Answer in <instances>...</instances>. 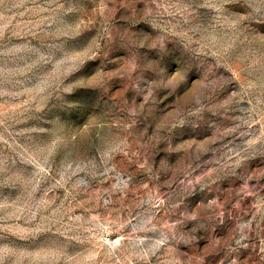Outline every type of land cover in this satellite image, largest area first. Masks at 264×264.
Here are the masks:
<instances>
[{
  "label": "rangeland",
  "instance_id": "obj_1",
  "mask_svg": "<svg viewBox=\"0 0 264 264\" xmlns=\"http://www.w3.org/2000/svg\"><path fill=\"white\" fill-rule=\"evenodd\" d=\"M0 264H264V0H0Z\"/></svg>",
  "mask_w": 264,
  "mask_h": 264
}]
</instances>
